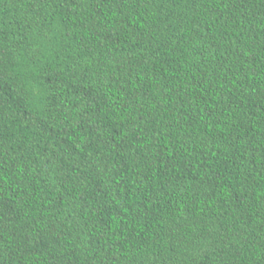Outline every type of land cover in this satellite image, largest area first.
I'll list each match as a JSON object with an SVG mask.
<instances>
[{
  "label": "trees",
  "instance_id": "trees-1",
  "mask_svg": "<svg viewBox=\"0 0 264 264\" xmlns=\"http://www.w3.org/2000/svg\"><path fill=\"white\" fill-rule=\"evenodd\" d=\"M0 264H264V0H0Z\"/></svg>",
  "mask_w": 264,
  "mask_h": 264
}]
</instances>
